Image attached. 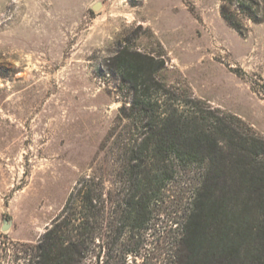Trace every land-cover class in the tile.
Returning a JSON list of instances; mask_svg holds the SVG:
<instances>
[{
    "label": "rangeland",
    "instance_id": "rangeland-1",
    "mask_svg": "<svg viewBox=\"0 0 264 264\" xmlns=\"http://www.w3.org/2000/svg\"><path fill=\"white\" fill-rule=\"evenodd\" d=\"M219 9L220 0H0V264H29L102 158L122 104L104 63L119 46L162 54L167 84L264 138V22L244 20L241 36ZM159 258L147 248L136 264Z\"/></svg>",
    "mask_w": 264,
    "mask_h": 264
},
{
    "label": "trees",
    "instance_id": "trees-1",
    "mask_svg": "<svg viewBox=\"0 0 264 264\" xmlns=\"http://www.w3.org/2000/svg\"><path fill=\"white\" fill-rule=\"evenodd\" d=\"M239 35L264 0H220ZM163 55L119 46L104 63L122 97L29 264H264V138L240 118L165 82ZM129 257H133L129 259Z\"/></svg>",
    "mask_w": 264,
    "mask_h": 264
},
{
    "label": "water",
    "instance_id": "water-1",
    "mask_svg": "<svg viewBox=\"0 0 264 264\" xmlns=\"http://www.w3.org/2000/svg\"><path fill=\"white\" fill-rule=\"evenodd\" d=\"M95 10H97L99 8V5L96 4L94 7H93ZM9 227V224L8 223H5L2 227V230H7V228Z\"/></svg>",
    "mask_w": 264,
    "mask_h": 264
}]
</instances>
